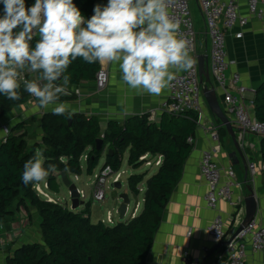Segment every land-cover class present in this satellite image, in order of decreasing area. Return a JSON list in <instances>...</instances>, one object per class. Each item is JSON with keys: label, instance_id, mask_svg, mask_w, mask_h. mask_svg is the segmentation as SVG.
I'll use <instances>...</instances> for the list:
<instances>
[{"label": "trees", "instance_id": "obj_1", "mask_svg": "<svg viewBox=\"0 0 264 264\" xmlns=\"http://www.w3.org/2000/svg\"><path fill=\"white\" fill-rule=\"evenodd\" d=\"M35 0H25L31 7ZM84 18L90 19L94 7L106 6L108 0H73ZM16 31V30H14ZM38 37L31 42L34 47ZM99 63L88 64L81 59L74 61L66 70L69 85L94 81ZM21 100L9 101L0 95V118L14 107L29 100V94L20 89ZM254 118L264 122V83L255 92ZM66 115H46L42 122L44 141L42 152L47 163L57 165V170L46 178L50 192L57 191L59 174L65 172L79 177L83 174L81 161L89 148L85 161V174L92 176L108 147L105 165L119 172L122 158L129 149L128 165L139 167V158L144 155L162 158L157 173L146 182L141 213L114 226L101 222L92 224L88 209L81 213L68 210L58 203H49L37 197L33 187L21 180L24 163L38 150L30 147L25 134L15 135L23 129L16 125L5 141L0 142V222H11L13 212L20 208L36 210L40 217L42 244H22L8 256L6 264H146L154 235L171 193L182 175L193 145L187 143L194 138L197 126L195 115H168L163 113L159 123H152L148 116L132 117L123 124L111 122L101 138L103 145L96 149L100 130L94 118L73 117L70 123ZM219 124V122H218ZM219 138L225 134L223 126L218 130ZM264 158V143L261 147ZM58 174V175H56ZM144 176H131L127 180L132 195L137 196V186ZM38 184V183H36Z\"/></svg>", "mask_w": 264, "mask_h": 264}, {"label": "crops", "instance_id": "obj_2", "mask_svg": "<svg viewBox=\"0 0 264 264\" xmlns=\"http://www.w3.org/2000/svg\"><path fill=\"white\" fill-rule=\"evenodd\" d=\"M193 1L195 2V0ZM238 3L240 10L244 13L246 10L245 1L238 0ZM226 46L228 58L234 62L230 72H237L241 75L242 83L247 88L244 99L247 103L248 111L254 117L255 92L264 83V24L250 21L244 30L243 38L235 40L232 35H229ZM103 65L107 69L109 76L106 89L98 92L94 81H84L75 86L69 85L71 95L61 97V100L66 105L75 110V114L69 119L72 120L76 116L84 117L87 120L94 118L99 126L100 139L111 122L121 125L132 117L146 115L150 122L158 124L163 114L159 109L166 100L167 88L159 96L141 93L138 90L131 89L122 81L116 64L105 63ZM38 75V73H29L27 70L23 73V76L29 79L37 78ZM212 84L213 81L211 79V86ZM217 100L223 109L222 97H220L221 101H219L217 95ZM51 107L47 109L40 108L37 101L31 99L21 106L14 107L6 116L0 118V142L6 139L16 125L23 123V129L14 134L24 133L28 145L30 147L38 145L37 151H41L45 137L41 122L46 115H55ZM202 109L205 118L203 126L196 129L192 144L193 149L183 166L180 180L172 191L170 199L163 210L161 222L154 235L146 264H184V260L195 261L198 264L214 263L223 247L217 249L220 244L211 241L206 229L214 219L219 218L224 223L229 234L233 235L238 229L240 222L246 216L247 200L251 195L248 190L249 187L252 188L255 200L254 219L258 224L264 225V172H259L254 179H251L248 171L250 163L259 165L264 162V158L261 155L264 138L249 134L243 136L239 128L232 122L235 137L244 161H240L238 155L236 159H230L229 156L231 153H235V148L230 135L224 127L226 134L220 139L221 150L215 156V160L221 169V182L223 184L227 182V170L231 168L235 181L241 185V188L236 190L234 196L238 200V205L230 206L223 202L219 203L218 209L215 211L206 208L204 198L207 189L199 170L201 154L210 146L205 128L207 129L209 123L219 128L222 125L210 113L204 99L202 100ZM106 148L104 151L108 150V147ZM89 150L88 148L80 159L83 174L78 177L79 180L89 177L85 174V161ZM128 159L129 149L123 155L121 168L123 161L126 160L128 163ZM157 159V156H148L149 161H156ZM140 167L146 168V165L137 168L131 167V170L140 169ZM121 168L120 173L125 176L126 171H122ZM147 168L155 169L153 175L157 173L156 167ZM147 173L148 171H144L141 174H131L127 177L128 180L131 176H144L142 182L137 186V196L130 193L126 180L127 193H124L128 195L129 199L131 197L135 199L141 197L140 203L136 201L133 209L134 212L138 207V212L135 216H138L142 211L146 182L153 176H149ZM95 175H93L91 185L94 182ZM41 184L42 186L46 184V179ZM79 190L83 193L85 192L81 189ZM48 192L49 195H53L49 189ZM92 208V206L89 207V219L91 223L94 214ZM22 210L20 208L16 212L18 215H21L20 217L26 214ZM101 220L97 219L99 222ZM17 222H0V264H6L7 256L4 254L3 247L7 246L8 243L13 242L18 245V243L28 244L30 242L28 241V238H30V232L28 231L29 223L27 220ZM24 222L26 223L24 224ZM19 224L21 225L19 226ZM245 259L249 264H264V253H256L248 249Z\"/></svg>", "mask_w": 264, "mask_h": 264}, {"label": "clouds", "instance_id": "obj_3", "mask_svg": "<svg viewBox=\"0 0 264 264\" xmlns=\"http://www.w3.org/2000/svg\"><path fill=\"white\" fill-rule=\"evenodd\" d=\"M0 3V95L9 101L21 100L23 82L40 108L52 106L53 114L71 118L75 110L61 97L71 95L65 73L78 58L116 64L128 87L152 96L194 65L189 41L169 12L172 0H108L87 20L73 0H35L31 7L25 0ZM25 70L39 75L24 79ZM56 170L37 151L24 163L21 180L26 186L40 183Z\"/></svg>", "mask_w": 264, "mask_h": 264}, {"label": "built area", "instance_id": "obj_4", "mask_svg": "<svg viewBox=\"0 0 264 264\" xmlns=\"http://www.w3.org/2000/svg\"><path fill=\"white\" fill-rule=\"evenodd\" d=\"M244 1L246 10L243 13L240 10L238 0H195L202 18L206 39L205 45L199 46V34L190 14L189 0H172L169 12L174 20L180 22V35L189 41L190 55L194 59V65L189 71L176 72L175 79L167 88V97L160 106V112L178 116L193 113L196 126H203L205 119L202 109L203 84L200 82L197 58L198 55H207V67L213 81L212 87L216 95L219 93L222 97L225 115L230 122L239 128L243 136L249 134L264 138V122L257 121L248 111L244 99L247 88L243 85L239 73L230 72L234 62L229 60L227 54L226 42L229 35H232L235 40H240L243 38L244 30L250 21L264 24V0ZM199 47L203 49V52H198ZM99 66L94 84L97 91L101 92L106 89L109 76L105 66L101 63H99ZM23 78L31 80L25 76ZM21 88H23V82H21ZM29 99L35 100L30 95ZM205 130L209 137L210 146L201 154L199 170L207 189L204 198L206 208L215 211L218 209L219 203L223 202L230 206H237L238 200L234 196L241 185L235 181L231 168H228L227 182L223 184L221 182V169L215 160V156L221 150L219 127L209 123ZM187 143L193 144V138H188ZM148 156L140 157L139 161L146 167L154 166L158 169L162 158L158 157L156 161H149ZM248 171L251 179H254L259 172H264V162L259 165L250 163ZM75 178L78 180V177L75 176ZM121 178L120 171L113 172L110 166L104 164L95 175L94 182L91 185L92 201L100 204L104 203L107 192L110 191V188L116 190L115 185L121 184ZM33 190L41 200L53 203L48 192L47 183L43 186L41 182L35 184ZM77 190L80 199L84 201L86 199L85 194L78 188ZM137 212L138 207L131 214V218L135 217ZM116 215H119L117 211ZM101 223L105 226H114L116 221L112 213L107 212ZM241 223L242 221L239 226ZM206 232L212 242L227 243L212 264H249L245 259L248 249L256 253H264V225L258 224L255 219L245 224L243 229L231 241L233 235L229 234L219 218L213 220L207 227ZM184 264L198 263L184 260Z\"/></svg>", "mask_w": 264, "mask_h": 264}, {"label": "rangeland", "instance_id": "obj_5", "mask_svg": "<svg viewBox=\"0 0 264 264\" xmlns=\"http://www.w3.org/2000/svg\"><path fill=\"white\" fill-rule=\"evenodd\" d=\"M189 10H190L191 17L193 19V23L195 25V29L199 34V36H198L199 46H204L206 39H205V31L203 28V22H202V18H201L198 6L196 5V3L193 0H189ZM202 50L203 49L201 47L198 48V52H203ZM218 99H219V101H221L219 93H218ZM107 151H104L105 154H103L102 158L99 160L98 166L95 168L93 175L97 174L99 172V170L105 164ZM142 164H140V166H142ZM121 170L126 171V175L125 176L122 175V178H121V189L120 190H113L110 188V191L107 192L105 201L102 204L92 201L91 182L93 181V175L89 176L87 178L84 177L83 180H79V178L77 180L75 178V176L68 175V178L71 181V183L75 184L77 186V188L85 191L84 194L86 196V199L84 200V205L80 206L77 210H75L73 212L81 213V212L85 211L86 209H88V206L89 207L92 206L93 207L92 212L94 214H93L91 220H92V223H94V224L99 223V221H97V219H102V220L105 219L107 212L112 213L116 223L117 222H125V221L129 220V218L131 217V214L133 213V209H134L136 201H138L140 203L141 197H138L137 199L131 197L130 203L128 206V211H127L123 220L120 219L119 215L118 216L116 215V211L121 204V201H119V196L121 194H123L124 192L127 193V189H126V185H125L127 177L130 176L131 174H141L144 171H148L147 174L149 176H151L155 173L154 172L155 169L154 168H147V167L146 168L140 167V169H136V170L132 169L131 170V167H129L127 161L124 160ZM56 175H58V174H56ZM57 184H58L57 191H55L53 193V195H50V198H51L53 203L61 204L62 206L66 207L68 210H70L71 209V203H70V198H69V192H68L67 188L64 187L63 184L61 183L60 178L57 179ZM128 194H129V192H128ZM22 211H25V213H26L22 216L23 218L20 217L21 215H18V213L13 212L15 214H14L13 218H10L11 222L16 223V221L20 222L21 220H24V221L27 220V222L29 223L28 231L30 232V236H29L30 238H28V241H30V242L28 244H32V243L42 244L43 242H42L40 225H39L40 224L39 223L40 217H39L37 211L33 210V209H23ZM70 211H72V210H70ZM25 223L26 222H24V224ZM20 225L21 224H19V226ZM21 245L22 244H19V243H18V245H16V243H13V242L8 243L7 246L3 247L4 254L7 257L13 255V252L15 251L14 249L18 248Z\"/></svg>", "mask_w": 264, "mask_h": 264}, {"label": "water", "instance_id": "obj_6", "mask_svg": "<svg viewBox=\"0 0 264 264\" xmlns=\"http://www.w3.org/2000/svg\"><path fill=\"white\" fill-rule=\"evenodd\" d=\"M4 15V5L3 3H0V17H3ZM198 71L200 76V82L203 84V90H202V96L204 101L207 104V107L210 111V113L220 122V124L226 129L227 133L230 135L234 148L235 153L230 154V159H236L237 155L240 158V161H244L242 152L239 148V144L235 137L234 128L232 127V123L228 119V117L223 112V109L221 108L218 100L216 92L214 91L213 87L211 86V79L207 67V55H198ZM70 119H68V122L70 123ZM5 141V140H4ZM103 145L102 139H98L96 141V149L100 150ZM111 151H108V154H110ZM59 178L61 183L64 187L67 188L69 192V198L71 203V209L72 211L77 210L80 206L84 205V201L80 199V194L77 190V187L75 184L71 183L69 180L67 174L65 172H62L59 174ZM116 190L121 189V184L118 183L115 185ZM248 190L250 191V197L247 200L248 207L246 211V216L243 219L241 225L238 227L236 232L231 237L230 241L233 240L237 234L243 229L245 224H247L249 221L254 219V212H255V200L252 193V188L249 187ZM119 201H121V204L119 208L117 209V212L119 214V217L121 220L124 219L127 207L129 206L130 199L127 194L123 193L119 196ZM227 243H223L218 245L217 249L220 247H225Z\"/></svg>", "mask_w": 264, "mask_h": 264}]
</instances>
